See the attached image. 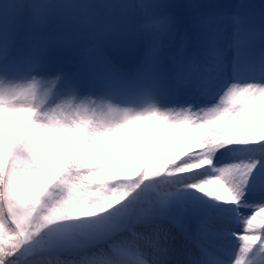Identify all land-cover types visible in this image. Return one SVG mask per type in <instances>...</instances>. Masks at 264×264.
<instances>
[{
    "label": "snow or ice",
    "instance_id": "obj_1",
    "mask_svg": "<svg viewBox=\"0 0 264 264\" xmlns=\"http://www.w3.org/2000/svg\"><path fill=\"white\" fill-rule=\"evenodd\" d=\"M74 6L0 15V264H264V3Z\"/></svg>",
    "mask_w": 264,
    "mask_h": 264
},
{
    "label": "rangeland",
    "instance_id": "obj_2",
    "mask_svg": "<svg viewBox=\"0 0 264 264\" xmlns=\"http://www.w3.org/2000/svg\"><path fill=\"white\" fill-rule=\"evenodd\" d=\"M264 0H244L245 3H252L255 5H259L263 3ZM25 0H0V15L5 11V6L9 4L17 5L18 7L14 9H7L9 13L8 22L9 24L15 23L13 17L20 18L21 14L25 11L19 7L20 4L24 3ZM30 2V0H28ZM54 2L62 3V4H70L75 5L74 7L60 8L56 10V14L59 17V21L61 23L67 24L69 29L77 30L82 27H85V19L87 16V10L82 5L86 4H103L108 2V0H54ZM225 2L235 3L238 0H225ZM97 12L99 13L98 18L95 21L96 26H102L103 22L107 21V10L102 8H97Z\"/></svg>",
    "mask_w": 264,
    "mask_h": 264
},
{
    "label": "clouds",
    "instance_id": "obj_3",
    "mask_svg": "<svg viewBox=\"0 0 264 264\" xmlns=\"http://www.w3.org/2000/svg\"><path fill=\"white\" fill-rule=\"evenodd\" d=\"M28 0H25L24 3L20 4V5H23L24 7L22 8L25 12L27 11V4H28Z\"/></svg>",
    "mask_w": 264,
    "mask_h": 264
},
{
    "label": "bare ground",
    "instance_id": "obj_4",
    "mask_svg": "<svg viewBox=\"0 0 264 264\" xmlns=\"http://www.w3.org/2000/svg\"><path fill=\"white\" fill-rule=\"evenodd\" d=\"M14 22L18 20V17H13Z\"/></svg>",
    "mask_w": 264,
    "mask_h": 264
}]
</instances>
